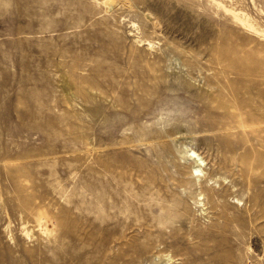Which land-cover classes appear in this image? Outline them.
Segmentation results:
<instances>
[{
	"label": "rangeland",
	"instance_id": "1",
	"mask_svg": "<svg viewBox=\"0 0 264 264\" xmlns=\"http://www.w3.org/2000/svg\"><path fill=\"white\" fill-rule=\"evenodd\" d=\"M0 264H264V0H0Z\"/></svg>",
	"mask_w": 264,
	"mask_h": 264
},
{
	"label": "bare ground",
	"instance_id": "2",
	"mask_svg": "<svg viewBox=\"0 0 264 264\" xmlns=\"http://www.w3.org/2000/svg\"><path fill=\"white\" fill-rule=\"evenodd\" d=\"M192 156H193L194 158H196V160H197L199 163H203L201 157H200L195 151H193ZM196 173H197V175H201V173H203V171H202V169L197 168V169H196ZM153 207H154V206H153ZM153 207L142 206V208H144L145 210H155L156 208H153ZM155 207H156V206H155ZM117 214H119V213H117ZM163 214H167V213H166V212H163ZM122 215L125 216L126 214L123 213ZM124 218H125V217H124ZM118 221H121L120 215H119V220H118Z\"/></svg>",
	"mask_w": 264,
	"mask_h": 264
}]
</instances>
